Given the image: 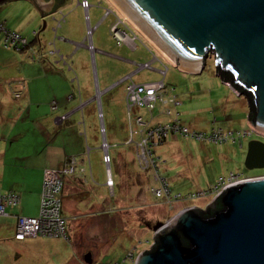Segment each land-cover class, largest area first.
Returning a JSON list of instances; mask_svg holds the SVG:
<instances>
[{"label": "rangeland", "instance_id": "374dc122", "mask_svg": "<svg viewBox=\"0 0 264 264\" xmlns=\"http://www.w3.org/2000/svg\"><path fill=\"white\" fill-rule=\"evenodd\" d=\"M22 1H26L27 3ZM81 1L82 0H73L62 7L63 9L60 12L56 11L52 15L45 17V19L40 18L41 15L39 14L37 7L28 0L16 1L15 3L18 4H12V2L7 3L0 7V12L1 10L3 11V18L7 20L11 19V22L8 24V26H10V31L17 30L16 32L20 35L30 39V34H24L26 32L21 33V28H29L32 30V33H34L35 30L37 33L41 34V39L45 41V43L54 42V38H57L58 44L55 48V50L58 51L57 54H51L50 51L52 49L50 48V45H47L45 48L41 47L39 44H37L40 47L39 51H37L39 53L36 54L39 59L46 60L52 58L56 60V65L59 64L58 66L61 68L59 69L60 73L62 72L65 74L64 76H66V80L69 83V76L73 78L74 74L67 71L70 67L73 68L74 72L78 74L80 88H78L77 83H72L73 89L70 91L71 95L75 94L76 97H79V90L81 91V88L82 90H89L91 85L90 94L94 93L91 100H93L96 95V98H98V94L100 95L99 99H96L97 101H95L96 105L99 106L101 124L103 122L101 128L103 129L104 126L108 131V137L105 135V139L109 143V151L112 160L110 171L113 175L114 183L116 184L114 195L108 194V196L113 205L118 206L117 202L120 198V186L122 183L126 184V195L129 198L127 204L129 210L132 207L134 208V213L129 215L131 221L129 223L130 226L127 228L125 226L127 223L124 221L126 211L122 209L119 211V206L115 208L109 206L110 215L108 217H111L114 220L113 223L104 221L107 225L111 224L109 230L103 225V229H105V239L108 243L103 240L104 243L100 245L85 243L86 246H84L83 249L86 255H88L89 252L93 253L94 264H135L136 258L145 252L146 249L150 251L151 246L155 244L154 237L156 232H154L152 227L159 222L165 224L168 220L177 216V213L184 208V205L196 206L197 208L200 207L205 210L216 197V194L211 193V190L219 183L220 177H230L232 174L231 172L242 175V178L264 176V169L248 170L247 167H245L246 153L249 146L248 143L252 140H260L264 143V137L252 132V135H249L250 138L247 137L248 139L243 141V148L233 144H230V146H217L208 143L206 145L202 144L203 142L194 143V140L182 141L175 139L174 141H168V143L163 146V149L160 150V155L164 160L167 159L168 164L162 168V166L160 167L161 164L158 162L159 165L157 164L156 167L148 168L146 170L147 173L142 171V173L145 172L143 174H146L147 184H137L135 182L136 180L131 181L132 175L128 176L129 173L133 171L136 173L141 172L135 161V150H131V146L129 145V147H127L126 138L128 137V117L131 120H137L135 118L138 115H142L145 121V125L142 126L144 130L154 123L153 121L155 119L153 120L152 118H155L154 113L161 107L162 103H159L157 108L150 112L143 107H140L139 110L133 108L129 111L128 105L125 103V99L127 98L125 85L127 86L128 82H123L125 85L123 83L118 84L122 79L132 75L131 81L137 85L164 80L165 91L163 92L165 98H176L175 96H177L179 101L185 104L179 107L178 113L181 115V121H179L181 123L183 122V125H188L191 131H209V125H211L210 120L218 118L219 116L216 112V108H214L216 107L214 104L220 102L219 96H226L225 93L233 91L229 87V89H226L224 86H218L217 83L215 87L212 86L213 82H217V77L215 61L211 57L207 60V65L202 74L203 76L180 72L173 67L172 64L167 63L169 71L166 76H164L162 74L164 69H160L162 65L160 63L157 64L158 62L153 64V69L138 70L140 65L152 61L153 56L157 55L159 57L157 51L144 41H137L139 47L136 50H132L131 48H134L136 43L135 36H138V33L135 30L136 28L130 24L128 26L132 29V33H128V36L131 37V41L127 42V45H117L116 39L112 36V28L113 25L119 21L117 20V17H120L122 20L123 18L117 13L118 10L121 11L120 8L116 6L112 0L111 2L108 0H88L91 5L89 8L90 10H88L89 16L91 17L89 23L85 17V10H83L80 5ZM19 5L24 8L22 12H19ZM114 6L117 7L118 10ZM33 8L38 13L37 18H35L36 21L30 25L21 23L24 19L22 17L30 13ZM56 18L58 20L54 21ZM45 20L48 23L44 31L43 27ZM0 21L3 20L0 18ZM61 23L65 24L61 30L59 29V32L57 31L56 33L55 29L59 27ZM123 23L127 22L124 20ZM128 26L121 25V28L123 30H128ZM23 31L26 30L23 29ZM89 31H91L90 34ZM61 37L65 38L68 42H65ZM30 40H33V38ZM89 40L94 44L93 48L95 51L93 52L86 48V46L90 44ZM32 47L34 48V45H32ZM33 48L24 49V52L32 50ZM14 50L17 49L14 48ZM18 51L19 50H17V52ZM114 55L126 59L125 61H118L115 59ZM92 65L94 66V69H92ZM87 66H89L88 70ZM88 77H90L89 80ZM205 81L206 84L203 85L206 86L207 89H201L198 84H195V82L204 83ZM183 87H187V92L185 94H182ZM191 89H193V91H191ZM211 91H213V98L210 97ZM189 92L194 94H189ZM73 97L74 96H71V99ZM95 101H93V103ZM241 101L244 102L243 100ZM82 102L88 103L89 98L84 96ZM17 103L18 102L15 101L13 105H16ZM87 105L91 107L90 104ZM55 107L56 109H54L52 105L53 110L58 109L56 105ZM15 113V116L10 118L14 122L13 128H16L13 130V133L11 132L12 134H10V141L12 144L9 147L10 154H15V144H27L31 137L42 132L39 120L32 121L27 117V114H25L24 111H16ZM84 117L86 118V121L90 119L88 116ZM67 118L68 115H63L58 119L59 122H64ZM80 118H82V114H80ZM208 126L209 128H207ZM19 127L23 128V131L20 132ZM190 127H193L194 130ZM244 128L245 127L243 126L234 131H241L244 130ZM80 129L82 134H84L85 129H87L86 125L85 127L83 125ZM61 130L62 134L69 133V136H72L67 129L62 128ZM111 130H115L114 139L117 141L115 144H113V139L111 138ZM136 131L137 130L134 129L131 130L130 138L132 139L130 142L137 147L138 144L143 143V135L141 132L137 135ZM20 133H25V135L22 138H19L18 134ZM57 135L58 133L54 136L56 137ZM243 139L244 137L242 140ZM13 141H15V144ZM89 146L90 147L88 148L90 149L92 143H90ZM157 147H155L154 150L149 147L153 151V153L148 156L149 159L157 157ZM102 151L104 154L106 153L104 149H102ZM115 151L119 152L122 161L121 159H119L118 162L115 161V158L117 157L115 156ZM88 156V160L92 165L93 178L89 176L91 180H87L85 184L87 183L86 185H90V187L96 189V187L99 186L98 184L106 181L108 168L106 169V166L102 161L97 163V158H95L93 154L89 153ZM132 158H134V160H132ZM73 163L74 168L76 166L74 159ZM70 164L72 165V162H70ZM167 168H171V170L169 171ZM124 171L126 174H124ZM100 178L102 179L100 180ZM163 182H165V185ZM65 187L64 179L63 189H65ZM166 189H170L169 191L171 194L166 193ZM158 190L161 191V195L157 193ZM62 191L64 192V190ZM140 191L146 196L147 201L150 203L149 208L146 207L150 211L146 217L138 215V198L135 193H140ZM63 192L61 193L62 196ZM177 195H180V197H177ZM122 206L125 207L124 205ZM61 209L63 212V202ZM8 213L9 212L7 211L4 217H8ZM128 213H130V211H128ZM70 218L72 217L70 216ZM98 218H96V222L98 221ZM78 219H82V223L85 222V218L79 217ZM99 223L100 222L98 221V226ZM116 223L117 227L115 226ZM68 229L69 222L67 225V231L70 234ZM125 259H127V261L123 262Z\"/></svg>", "mask_w": 264, "mask_h": 264}, {"label": "crops", "instance_id": "0c3cea01", "mask_svg": "<svg viewBox=\"0 0 264 264\" xmlns=\"http://www.w3.org/2000/svg\"><path fill=\"white\" fill-rule=\"evenodd\" d=\"M28 1L33 3L31 0ZM22 2L27 3L26 1ZM19 8V12L24 10V8H22L20 5ZM60 9L63 8L60 7ZM87 12L89 16V11ZM2 15L3 11L1 10L0 18L5 22L6 27L9 29L10 26H8V24L11 22V19L7 20L3 18ZM37 16L38 13L33 8L30 13L22 17L24 19L21 23L25 25L33 24L34 21H36L35 18H37ZM89 20H91V17ZM64 24L65 23H61V26L58 28V30H61ZM21 29V33L26 32L24 34H30V39L33 38V40L29 39V41H31L34 45L32 50H28L26 52L18 51L20 52L18 53L17 50H14V48H6L5 44L2 42V37L0 38V194L6 195L7 193H13L19 199V204L17 206L8 208V217H0V264H88L86 262V257L89 256V254L91 258V262L89 264H94L93 253L89 252L88 255H86V253H84L85 251L83 247L86 246L85 243L100 245L104 243L103 241H106L104 232L105 229H103V225L109 230L111 224L107 225L104 223V221L113 223L114 220L111 217H108L110 215L109 206H113L114 208L119 206V211L120 209L126 211L124 215V221L127 224L125 226L127 228L130 226L129 223L131 219L129 215L134 213V208L132 207L129 210V206L127 204V202H129V198L126 195L127 185L123 183L121 184L119 190L120 198L117 202L118 206L113 205L108 196V194L114 195V188L116 186L113 180V175L110 171L112 160L110 161L111 164L108 167L104 162L105 154L102 151V145L104 142H107L105 135L108 137V131L106 128H104V126L103 129L101 128L103 122L101 124L99 106L96 105L97 95L93 98V100H91L94 94H90L92 85L90 86L88 83L90 86L89 90H82L81 88V91L79 90V97H76L75 94L71 95L70 91L73 89L72 83H77L78 88H80L78 74L75 73L73 68L70 67L67 72L73 73L74 77L71 78V76H69V83L66 80V76H64L65 74L62 72L60 73L59 69L61 68L58 66L59 64L56 65V60L52 58L45 60L41 58L39 59L37 57L36 53H39L37 51L40 49V47L37 45L39 44L37 41L38 33L35 30L34 33H32V30L29 28ZM23 29L26 31H23ZM61 39H63L65 42H68L65 38L61 37ZM54 40L55 41L51 42L50 45V48L52 49L51 51L55 50L58 44L57 38H54ZM137 45L138 44L136 42L134 46L135 49L133 47L131 49L136 50ZM114 57L118 61H125L126 59L117 55H114ZM161 59L163 60V58ZM88 69L89 66H87V70ZM92 69H94L93 65ZM203 73L204 71L198 75L203 76ZM216 77L217 82L212 83L213 87H215L217 83L218 86H224L226 89H231L229 84L226 85L224 81L217 76V73ZM89 79L90 77H88V80ZM195 84H198L201 89H207L206 86H204L206 81L204 83L195 82ZM186 90L187 87H183L182 94H185L187 92ZM191 91H193V89H191ZM232 91L233 92L225 93L226 96H219L220 102L214 104V106H216L214 108H216V112L219 114V116L218 118L210 120V130L207 132L213 130L229 132L243 126L245 128L244 130H241L242 132L251 130L250 124L248 122V115L250 114L249 100H247L242 95L236 94L233 89ZM189 94L194 93L189 92ZM71 96L74 97L71 99ZM84 96L89 98L88 103L82 102ZM213 96V91H211L210 97L213 98ZM175 97L179 101V98L177 96ZM241 100H243L245 103ZM15 101L18 103L13 105ZM93 101L95 102L93 103ZM54 103H56L58 108L57 110H53L52 108ZM87 104H90L91 107ZM183 104L184 103L181 102L180 105L177 106L173 102L166 105L162 103L161 107L154 113L155 118L153 117V120H155L153 121V124L170 123L173 122L174 119H179L181 121V115L178 113V110L181 105L183 106ZM167 110L170 111L171 115L166 114ZM16 111H24V113L27 114V117L32 121L39 120L41 123L42 132L31 137L27 144H15V141H13L15 144V154H10L9 147L12 145L10 141V134H12L13 130L16 129L13 128L14 122L10 118L15 116ZM80 114H82L83 122L82 118H80ZM63 115H68L67 120L64 122H59L58 118ZM84 116H88L90 119L86 121ZM83 125L84 127L86 125V128L88 129H85L84 134H82L80 129L83 127ZM209 126L207 128H209ZM127 127V147L131 146V150H135V161L138 165V169L141 172L136 173L133 171L129 173L128 176L132 175L131 181L136 180L135 182L137 184H147L146 174L143 173H147L146 170L148 168L145 165H141L140 161L138 160L139 149H137V147L130 142L132 139L130 138L131 130L134 129L137 130L136 132L140 133L143 130V127L139 126V128L136 126L133 121L129 119V117L127 121ZM62 128L67 129L72 134V136H69V133L62 134ZM191 129L194 130L193 127ZM19 131H23V128L19 127ZM56 133H58V135L55 137L54 135H56ZM111 133L113 144H115L117 142L114 139L115 130H111ZM18 135L19 138H22L25 133H20ZM175 139L182 141H193L190 138H184L179 135H173L167 138L163 144L157 147L156 150L157 160L159 164H161L160 167L162 166V168L168 164V161L167 159L164 160L162 158L160 155V150L163 149V146H165L168 141H174ZM246 139L248 138L245 137L241 143L243 144V141ZM193 142L199 143V141ZM90 143H92L91 148L93 149L88 148L90 147ZM208 143L216 145L210 142H203L202 144L207 145ZM230 144L241 147L239 142H232V140H230L229 143H223L217 146H230ZM107 148L109 151V143ZM89 153L93 154L94 157L97 158V163L102 161L105 164L106 169L108 168L106 181L104 183L98 184L100 187L97 186L96 189L94 187H90V185H86L87 183L85 184L87 180H91L89 176L93 178L92 165L88 160ZM115 156H117L115 158L116 162H118L119 159L122 161V157L119 152L115 151ZM73 159L76 163L75 171L73 176H64L66 187L62 196L63 217L65 220H67V225L69 222L68 230L70 231V234H67L68 237L65 239L57 237H38L28 238L20 241L16 240L18 218L20 216L27 218H36L40 216V206L42 199L41 194L43 190L42 185L45 178V170H62L67 165H69ZM132 160H134V158H132ZM167 170L170 171L171 168H167ZM142 171L145 172L142 173ZM124 174H126L125 171ZM101 179L102 178H100V180ZM109 179H112L114 186H110L108 184ZM169 190L170 189H167L168 193H170ZM135 194L138 198V215L141 217H146V215L150 212L147 209L149 208L150 203L147 201L146 196L141 191L140 193ZM183 207L184 208L182 210L188 209V207L196 206L184 205ZM128 211H130V213H128ZM70 216L72 218H70ZM79 217L85 218V222L82 223V219H78ZM96 218H98V221L100 222L99 226L97 225L98 221L96 222ZM115 226L117 227V223ZM106 242L108 243V241ZM126 261L127 259H125L123 262Z\"/></svg>", "mask_w": 264, "mask_h": 264}, {"label": "water", "instance_id": "95a60500", "mask_svg": "<svg viewBox=\"0 0 264 264\" xmlns=\"http://www.w3.org/2000/svg\"><path fill=\"white\" fill-rule=\"evenodd\" d=\"M10 1L0 0V6ZM31 1L38 9H47L48 14H41L43 19L53 14L54 5L56 9L71 2ZM112 2L130 18L114 6L122 23L134 24L160 59L180 72L198 75L213 58L217 76L236 94L247 100L250 97L249 106L255 110L253 119L248 115L250 133L264 137V0ZM86 17L89 23L88 12ZM47 23L45 20L44 31ZM37 41L41 47L51 45L39 33ZM222 73L230 74L234 83H226ZM248 144L245 167L264 169V143L252 140ZM217 199L222 209L213 205L210 217H205L200 207H188L165 224H155V244L140 254L135 264H264V176L229 185L210 205ZM86 262H91L90 254Z\"/></svg>", "mask_w": 264, "mask_h": 264}, {"label": "built area", "instance_id": "2783aa9c", "mask_svg": "<svg viewBox=\"0 0 264 264\" xmlns=\"http://www.w3.org/2000/svg\"><path fill=\"white\" fill-rule=\"evenodd\" d=\"M80 5L87 12L91 5L88 0H82ZM119 20L117 23L113 25L112 28V36L116 39L117 45L122 46L127 42L131 41V37L128 36V33H132V29L125 23H122V19L117 17ZM5 22L0 21V38L2 37V42L5 44L7 48H15L19 51H24V49L33 48L31 45V41L28 38L20 35L16 31H10L4 24ZM121 25L128 26V30H123ZM61 25H59L60 27ZM93 31V30H92ZM91 31H89L90 34ZM136 37V36H135ZM137 40V37H136ZM88 49L91 51H95L93 48L92 42L89 40ZM54 54H57L58 51H52ZM155 62L160 63L162 74L166 76L167 68L166 62L162 61L160 58H157V55L153 56V60L140 65L138 70L143 69H153V64ZM132 75L127 76L120 83L128 82L126 86V103L128 105L129 111L133 108L139 110L140 107L146 108L149 112L156 109L159 103L168 104L175 103V105H180L181 102L177 100V98H169L166 99L164 96L165 91V81L153 82L149 84H134L132 81ZM56 103L53 104V108ZM167 114H170V111L167 110ZM135 119L131 120L134 122L136 126L145 125V121L142 115H138ZM153 119V118H152ZM151 124V123H150ZM145 133H144V132ZM143 135V143L137 145V149H139L138 160L141 165H145L147 168L156 167L158 164L157 157L148 158L153 151L151 148H154L163 144V142L173 135H179L182 137L190 138L194 141L199 142H210L216 145L230 142V140L237 142H241L242 138L251 135L250 131L244 132H223L221 130H215L210 134H206L200 131H191L189 127L183 125L179 119H174L173 122L170 123H162V124H152L151 126L145 128L141 131ZM138 135L139 132H136ZM151 147V148H149ZM102 149L106 151L104 162L109 167L111 164V157L107 151V143L103 144ZM141 149V153H140ZM72 165H67L62 170H45L44 173V182H43V190L41 194V206H40V216L39 217H22L20 216L17 220V228H16V240H25L28 238H38V237H50V238H67V220H65L62 216V195L63 192V181L65 175H73L75 171V167ZM244 179L241 175L231 174L230 177H221L219 183L214 187L212 193L216 194V197L221 194V192L234 183L242 182ZM108 184L110 186H114L112 179H109ZM165 185V182H163ZM167 191V189H166ZM157 193L161 195V191L158 190ZM168 193V192H167ZM180 197V195H177ZM215 197V198H216ZM19 204L18 197L13 193H7V195H0V216H4L7 213L8 207L17 206ZM118 264V263H116Z\"/></svg>", "mask_w": 264, "mask_h": 264}, {"label": "trees", "instance_id": "16d2710c", "mask_svg": "<svg viewBox=\"0 0 264 264\" xmlns=\"http://www.w3.org/2000/svg\"><path fill=\"white\" fill-rule=\"evenodd\" d=\"M4 22V21H3ZM5 24V23H4ZM6 26V25H5ZM142 41V40H141ZM142 43V42H141ZM222 78H224V80H225V82L227 83H234V78H232V76L230 75V74H227V75H225V74H223L222 73ZM248 100H249V102L251 101V99H250V97L248 98ZM255 117V110L252 108V107H250V117H249V119L251 120V119H253ZM213 131H215V130H213ZM213 131H210V132H207L206 134H210V133H212ZM248 131V130H247ZM235 133H237V131H234ZM242 132V131H241ZM205 133V132H204ZM241 141V140H240ZM232 142H234V141H232ZM237 142H239V140L237 141ZM227 143H229V142H227ZM239 145H241V142H239ZM234 174H236V173H234ZM236 175H238V174H236ZM242 176V175H241ZM221 178V177H220ZM212 191H213V189L211 190V193H212ZM213 205H216L217 206V208L218 209H222V203L220 202V200L219 199H217L213 204H211L209 207H207L205 210H202L201 209V212H202V214L205 216V217H210L211 215H212V212H213V209H212V206ZM184 243L186 244V241H184Z\"/></svg>", "mask_w": 264, "mask_h": 264}, {"label": "flooded vegetation", "instance_id": "af4514ba", "mask_svg": "<svg viewBox=\"0 0 264 264\" xmlns=\"http://www.w3.org/2000/svg\"><path fill=\"white\" fill-rule=\"evenodd\" d=\"M16 1H20V0H12V1H10V2H12V3H14V2H16ZM46 2H47V4H49V3H52V2H55V4H57V0H45ZM9 2V3H10ZM33 5H34V3H32ZM4 5H6V4H4ZM35 6V5H34ZM55 6V5H54ZM53 6V8H52V10H51V12H56V11H61L62 9H60V8H56L55 9V7ZM36 7V6H35ZM37 9H38V7H37ZM38 11H39V14L41 15V14H48V12H47V9H38ZM141 39H142V42L144 41L145 42V39L143 38V37H141ZM127 45V44H126Z\"/></svg>", "mask_w": 264, "mask_h": 264}, {"label": "clouds", "instance_id": "9594fccd", "mask_svg": "<svg viewBox=\"0 0 264 264\" xmlns=\"http://www.w3.org/2000/svg\"><path fill=\"white\" fill-rule=\"evenodd\" d=\"M117 13H118V11H117ZM119 14V13H118ZM137 32V31H136ZM138 35V34H137ZM137 37V40H136V42L137 41H141L142 39H141V37L138 35V36H136ZM31 44H32V42H31ZM93 44V43H92ZM136 44V43H135ZM33 45V44H32ZM126 45V44H125ZM123 46V45H122ZM137 47V46H136ZM86 48L88 49V46H86ZM89 50V49H88ZM92 51V50H91ZM93 52V51H92ZM104 143H107V142H104ZM103 146V145H102ZM107 151H108V149H107ZM108 153H109V151H108ZM110 155V154H109Z\"/></svg>", "mask_w": 264, "mask_h": 264}, {"label": "bare ground", "instance_id": "6f19581e", "mask_svg": "<svg viewBox=\"0 0 264 264\" xmlns=\"http://www.w3.org/2000/svg\"><path fill=\"white\" fill-rule=\"evenodd\" d=\"M121 10V9H120ZM120 13L122 14V15H125V13L124 12H122V11H120ZM128 19H130L127 15H125ZM132 24H133V22H131ZM133 26H135L134 24H133ZM137 27V26H136ZM138 28V27H137ZM85 44V43H84ZM137 74V73H136ZM100 97V95L98 94V98ZM62 214H63V212H62Z\"/></svg>", "mask_w": 264, "mask_h": 264}]
</instances>
